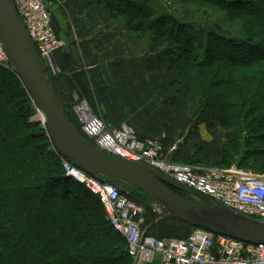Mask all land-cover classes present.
Returning a JSON list of instances; mask_svg holds the SVG:
<instances>
[{
  "label": "trees",
  "instance_id": "16d2710c",
  "mask_svg": "<svg viewBox=\"0 0 264 264\" xmlns=\"http://www.w3.org/2000/svg\"><path fill=\"white\" fill-rule=\"evenodd\" d=\"M177 1L205 18L225 15L230 32L216 26L200 39L190 23L159 13L152 0H119L107 8L146 37L149 54L164 51L176 73L171 86L199 100V121L235 127L222 164L235 159L238 167L264 173V0ZM32 114L21 81L0 67V264H131L100 202L64 175L47 130L30 121ZM130 198L144 204L150 227L157 218L152 201L143 193ZM167 219L147 233L170 235L159 228Z\"/></svg>",
  "mask_w": 264,
  "mask_h": 264
},
{
  "label": "built area",
  "instance_id": "2783aa9c",
  "mask_svg": "<svg viewBox=\"0 0 264 264\" xmlns=\"http://www.w3.org/2000/svg\"><path fill=\"white\" fill-rule=\"evenodd\" d=\"M13 2L47 76L58 75L60 69L53 63L52 55L64 44L52 26L49 8L53 0ZM0 67L18 78L1 43ZM30 100L36 107L31 97ZM71 110L77 133L98 150L130 162L143 163L237 214L264 222V173L240 168L177 164L166 160L157 144L139 140L128 128L109 129L100 117L92 113L85 101L74 104ZM50 148L59 157L64 175L98 199L107 222L125 241L131 264H264V244H249L192 227L184 236L148 234L144 204L133 201L131 195L123 193L118 185L81 171L71 161L61 157L52 142ZM149 208L157 215L151 224L154 227L160 222L157 219L164 209L156 203Z\"/></svg>",
  "mask_w": 264,
  "mask_h": 264
},
{
  "label": "rangeland",
  "instance_id": "374dc122",
  "mask_svg": "<svg viewBox=\"0 0 264 264\" xmlns=\"http://www.w3.org/2000/svg\"><path fill=\"white\" fill-rule=\"evenodd\" d=\"M131 1L139 2L140 0ZM151 4L156 7L159 13L171 11L180 21L190 23L192 28L196 29L195 34L200 39L204 38L208 30L215 32L216 26L225 31L231 28L225 15L216 14L205 18L197 12L195 6L177 0H152ZM109 17L115 23H120V21L125 23L124 20L115 19L110 13ZM126 30L130 39H135L136 54L148 52L146 37H140L129 28ZM229 34L231 35V33ZM145 56L151 58L150 60L147 58L151 62L150 64L149 62L119 61L109 68L110 87L105 90L111 94L110 98L107 103H103L101 99L85 101L92 113L100 117L109 129L126 127L139 140L157 144L163 150L168 161L189 165L204 163L209 168H213L215 165L218 166L216 168L221 167L220 169L240 168L258 172L251 168L238 167L235 159L232 160L230 166L222 164L223 148L229 145L227 137L234 133L235 127L227 129L217 120H213L207 127L205 123L199 121L197 119L200 112L199 100L194 96H181L176 93L174 87L171 86L176 80V73L165 57L164 51ZM30 108L33 113L30 121L39 124L46 131L43 117H41L38 107L32 105L31 100ZM69 114L72 117L71 113ZM247 132L249 131L247 130ZM250 134L252 135V133ZM46 136L50 140L48 132ZM185 155L188 156L187 161H184ZM181 197L195 203L207 204L184 193L181 194ZM154 203L156 202L152 201L150 205ZM168 218L161 223L160 233L184 236V231L190 228L173 218Z\"/></svg>",
  "mask_w": 264,
  "mask_h": 264
},
{
  "label": "water",
  "instance_id": "95a60500",
  "mask_svg": "<svg viewBox=\"0 0 264 264\" xmlns=\"http://www.w3.org/2000/svg\"><path fill=\"white\" fill-rule=\"evenodd\" d=\"M0 43L25 90L40 110L50 140L62 157L81 171L118 185L123 193L136 198L143 193L158 203L164 212L157 222L170 217L212 234L249 244H264L263 221L237 214L143 163L108 155L86 142L66 118L13 0H0ZM168 186L207 204L185 200Z\"/></svg>",
  "mask_w": 264,
  "mask_h": 264
},
{
  "label": "crops",
  "instance_id": "0c3cea01",
  "mask_svg": "<svg viewBox=\"0 0 264 264\" xmlns=\"http://www.w3.org/2000/svg\"><path fill=\"white\" fill-rule=\"evenodd\" d=\"M118 1L53 0L49 8L53 29L64 45L52 55L60 73L47 78L69 119H74L71 107L76 103L97 99L108 102L111 94L105 88L110 87L112 65L119 61L151 63L145 56L151 55L149 52L136 54L135 39H130L125 23H115L109 17L107 6ZM187 158L185 155L184 161Z\"/></svg>",
  "mask_w": 264,
  "mask_h": 264
},
{
  "label": "bare ground",
  "instance_id": "6f19581e",
  "mask_svg": "<svg viewBox=\"0 0 264 264\" xmlns=\"http://www.w3.org/2000/svg\"><path fill=\"white\" fill-rule=\"evenodd\" d=\"M40 113V112H39ZM40 115H41V113H40ZM66 116V115H65ZM41 117H42V115H41ZM67 118V117H66Z\"/></svg>",
  "mask_w": 264,
  "mask_h": 264
}]
</instances>
